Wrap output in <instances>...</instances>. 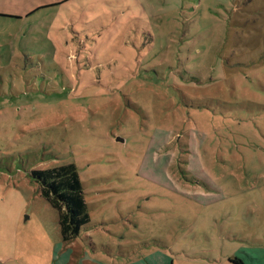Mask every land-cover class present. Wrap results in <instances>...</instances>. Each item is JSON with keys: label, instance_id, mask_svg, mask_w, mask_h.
Segmentation results:
<instances>
[{"label": "rangeland", "instance_id": "374dc122", "mask_svg": "<svg viewBox=\"0 0 264 264\" xmlns=\"http://www.w3.org/2000/svg\"><path fill=\"white\" fill-rule=\"evenodd\" d=\"M0 12V264H229L264 243V0ZM65 164L90 219L69 243L30 176Z\"/></svg>", "mask_w": 264, "mask_h": 264}, {"label": "trees", "instance_id": "16d2710c", "mask_svg": "<svg viewBox=\"0 0 264 264\" xmlns=\"http://www.w3.org/2000/svg\"><path fill=\"white\" fill-rule=\"evenodd\" d=\"M30 176L39 183L41 197L57 212L61 240L68 242L75 239L81 228L90 221L75 165L32 170ZM230 261L243 264L239 259Z\"/></svg>", "mask_w": 264, "mask_h": 264}, {"label": "crops", "instance_id": "0c3cea01", "mask_svg": "<svg viewBox=\"0 0 264 264\" xmlns=\"http://www.w3.org/2000/svg\"><path fill=\"white\" fill-rule=\"evenodd\" d=\"M0 13H5V12H0ZM6 13H9V12H6ZM9 14H12V13H9ZM15 16L20 17V16H18V14H16ZM64 243H69V242H64ZM71 247H72V244H69L68 248H71ZM62 249H65L66 251H68V249L66 247L62 246ZM72 250L73 249H69L70 254L68 256H66V261H67V263H70V264H80V262L83 260H86L83 262V264H115V262H111L108 260H106V261L89 260L88 256L85 253H82L84 255L82 258H79V256L73 257V255L71 253ZM242 252L243 253H242L241 257H239V258L238 257H229L228 258L229 264H233L230 261L231 259H239L242 261L243 264H264V243L261 245L255 246L254 249L250 248V246H246L245 248L243 247ZM157 261L159 264H164L163 259H159ZM140 264H145V263H140ZM146 264H154L152 262V257L148 259Z\"/></svg>", "mask_w": 264, "mask_h": 264}]
</instances>
